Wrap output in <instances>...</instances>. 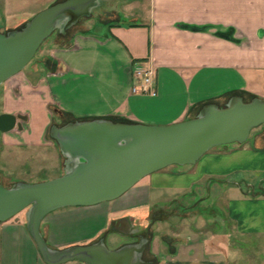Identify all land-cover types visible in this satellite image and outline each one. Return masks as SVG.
Masks as SVG:
<instances>
[{"label":"crops","instance_id":"1","mask_svg":"<svg viewBox=\"0 0 264 264\" xmlns=\"http://www.w3.org/2000/svg\"><path fill=\"white\" fill-rule=\"evenodd\" d=\"M62 1L7 0L0 32L25 26ZM81 20L59 30L48 57L1 85L7 109L0 115L17 117L5 144L47 143L52 95L59 87L76 85L77 97L92 85L99 90L95 101H82L78 110L53 108L74 122L171 125L195 118L207 104L223 107L234 96L264 99V0H150L145 18L95 19L88 29ZM135 66L155 71L156 96L133 92ZM33 113L43 115L36 128ZM173 168L148 175L112 205L49 215L41 226L48 245L61 250L103 239L109 247L116 234L127 238L123 245L148 239L149 264H264V124L243 144L216 147L194 165ZM213 195L218 198L210 201ZM207 200L211 212L199 207ZM186 201L199 212L191 223L161 232L170 216L160 212L172 203L183 211ZM26 224L27 215L0 223V264H47ZM90 228L82 238H67Z\"/></svg>","mask_w":264,"mask_h":264},{"label":"water","instance_id":"2","mask_svg":"<svg viewBox=\"0 0 264 264\" xmlns=\"http://www.w3.org/2000/svg\"><path fill=\"white\" fill-rule=\"evenodd\" d=\"M102 0H65L36 14L22 29L0 32V86L23 71L55 31L66 32L89 17ZM13 114L0 115V131H12ZM264 124V99L234 96L223 107L210 103L192 119L171 125L95 119L53 125L51 137L65 157V173L38 183H0V223L26 211L27 228L47 264H149V240L110 249L103 239L51 248L41 230L47 215L65 207L93 206L124 195L142 179L172 165L196 164L218 146L248 141Z\"/></svg>","mask_w":264,"mask_h":264},{"label":"rangeland","instance_id":"3","mask_svg":"<svg viewBox=\"0 0 264 264\" xmlns=\"http://www.w3.org/2000/svg\"><path fill=\"white\" fill-rule=\"evenodd\" d=\"M4 5L7 6V0H0V19L4 17V10H3ZM149 8H150V0H102L99 7H97L93 11L91 16L82 18L81 20V25L83 26L82 29H85V28L88 29L92 27L94 23H97V20L99 22H106L110 19H118V16L122 20H127L128 18L136 14H140L142 15L143 18H145L149 11ZM23 27L24 26H20L18 27V29H22ZM95 32H99V33L104 32V29L96 30ZM58 33H59V30L55 31L49 38H47L44 41V43L42 44L41 48L39 49V51L37 52V54L31 61V63L21 72L27 73L29 68L32 65L48 57L49 48L54 43L53 38L57 36ZM137 67L138 66H135L133 70L135 71ZM59 78H62V77L61 76L60 77H53V76L47 77L48 80L59 79ZM2 87L3 86H0V112H3L7 109V105H5L6 101H4L3 94H2ZM75 89H76V85H72L70 86V88H65V89L64 87H62V89L61 87H59L58 90L54 91L52 95L53 97L52 99L54 100L52 102L54 103H52L51 108L52 107L53 108L62 107V108L78 110L77 107L79 103H81L82 101H95L94 98L99 92V90L95 88V85H92L89 88V90L82 89V91L78 93V97H77L76 95L77 91H75ZM77 98L79 101H77ZM53 108L50 112V116L53 117L52 114L54 113V117H53L54 119H53L52 125L50 126L47 132V136H46L47 143L45 142L44 145L23 146V145L5 144L4 139L6 138L7 135L12 134L13 130L12 132L11 131L9 132L0 131V183L4 185L5 187L10 188L15 183L20 182V181L27 182V183H38V182L48 181V180L55 179L65 173V157L61 153L57 142L51 137L50 129L53 125L64 126L74 121H70V119L67 117L59 116L57 111ZM29 118H31V116ZM32 121L34 123V127L41 124L43 121V115L41 113H33ZM147 125H160V124H147ZM24 126H25V129L28 128V123L24 122ZM22 139L23 138L21 137V140ZM177 166L178 165H172L170 167L172 169H175L173 167H177ZM120 198L121 197H119L118 199ZM217 198L218 196L213 195L210 201H214ZM116 200L107 201L103 203H108L109 205H112L113 203L116 202ZM207 202L208 200L206 201V203L203 202V203H200L199 205L200 208L203 206L202 208L203 212L205 211L211 212L209 209L210 207L209 206L207 207L206 205ZM182 205H183V208H185V210L183 211H180L176 203H172V204L167 205V207L160 212V213L167 214L170 216V217H166L167 222L164 223L162 227L161 226L159 227L161 232L171 233L173 230L174 232H176V229L177 230L181 229V227H184V226L186 227L188 224L191 223L190 219L194 218V216L196 215L195 213L198 212V210L193 211L192 210L193 203L189 201L184 202ZM79 207H89V206H79ZM79 207L61 208L59 210H56L57 212L56 211L52 212L49 215L60 213L65 210L81 209ZM25 215H26V211H23L17 214L16 216H14L13 218H11L10 220L22 219ZM49 215H47L45 219H47ZM153 219H154V216H150L149 219L147 220L149 223H151ZM73 222H78V221H73ZM72 225L73 223H71L70 226ZM91 228L87 229L86 231H81L80 229H76L72 233H68L69 235L67 236V238L68 239L82 238L85 234H87L91 230ZM154 230L155 228H153V231ZM129 240L135 241L136 239L135 240L129 239ZM126 241H127V238L114 234L110 237V241L108 242V245L110 249H116L119 245H123ZM145 258L147 260L153 259L150 255H146Z\"/></svg>","mask_w":264,"mask_h":264},{"label":"built area","instance_id":"4","mask_svg":"<svg viewBox=\"0 0 264 264\" xmlns=\"http://www.w3.org/2000/svg\"><path fill=\"white\" fill-rule=\"evenodd\" d=\"M134 72L137 85L133 88V92L153 97L156 96L155 71L151 68L139 66Z\"/></svg>","mask_w":264,"mask_h":264}]
</instances>
